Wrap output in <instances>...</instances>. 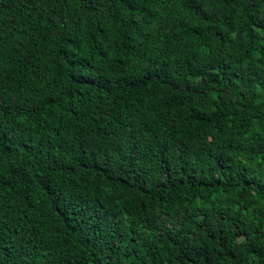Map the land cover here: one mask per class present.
Here are the masks:
<instances>
[{"label": "trees", "instance_id": "trees-1", "mask_svg": "<svg viewBox=\"0 0 264 264\" xmlns=\"http://www.w3.org/2000/svg\"><path fill=\"white\" fill-rule=\"evenodd\" d=\"M0 264H264V0H0Z\"/></svg>", "mask_w": 264, "mask_h": 264}]
</instances>
